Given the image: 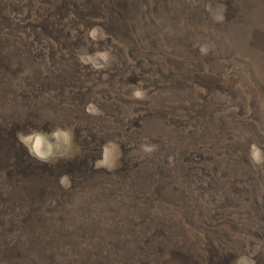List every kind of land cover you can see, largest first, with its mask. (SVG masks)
Wrapping results in <instances>:
<instances>
[{
    "label": "rangeland",
    "instance_id": "374dc122",
    "mask_svg": "<svg viewBox=\"0 0 264 264\" xmlns=\"http://www.w3.org/2000/svg\"><path fill=\"white\" fill-rule=\"evenodd\" d=\"M0 264H264V0H0Z\"/></svg>",
    "mask_w": 264,
    "mask_h": 264
},
{
    "label": "clouds",
    "instance_id": "9594fccd",
    "mask_svg": "<svg viewBox=\"0 0 264 264\" xmlns=\"http://www.w3.org/2000/svg\"><path fill=\"white\" fill-rule=\"evenodd\" d=\"M137 95H139V93H137ZM22 140H23V138H22ZM23 143H25V144L27 145V144L29 143V140H23ZM39 148H40V142H39V140L37 139V140H36V144H35V153H36L37 155L40 154V153H39ZM41 158H43V157H41ZM253 159H254V162L259 163L258 154H257L255 151H253Z\"/></svg>",
    "mask_w": 264,
    "mask_h": 264
}]
</instances>
